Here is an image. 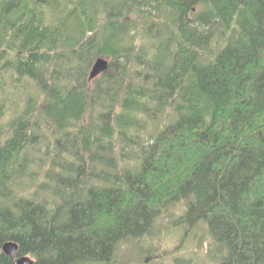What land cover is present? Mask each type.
Returning a JSON list of instances; mask_svg holds the SVG:
<instances>
[{
  "label": "trees",
  "instance_id": "trees-1",
  "mask_svg": "<svg viewBox=\"0 0 264 264\" xmlns=\"http://www.w3.org/2000/svg\"><path fill=\"white\" fill-rule=\"evenodd\" d=\"M178 203L264 264V0H0V264H116Z\"/></svg>",
  "mask_w": 264,
  "mask_h": 264
},
{
  "label": "rangeland",
  "instance_id": "rangeland-1",
  "mask_svg": "<svg viewBox=\"0 0 264 264\" xmlns=\"http://www.w3.org/2000/svg\"><path fill=\"white\" fill-rule=\"evenodd\" d=\"M28 90L34 91L35 88L32 84H29ZM15 92V94L19 92V95L25 93L22 90ZM15 107L14 109H16ZM12 114V110L8 111L4 120H8ZM43 139L44 142L41 141L37 145L34 153L35 162L32 171H36L37 175H34L36 180L33 179L32 182H38L43 178V167L40 159L43 158L49 143L48 139L46 140L45 137ZM28 184L26 182L22 187L28 189ZM183 208V203H178L169 208L159 218L156 233L151 239L143 237L140 240L128 239L122 242L118 249L116 264H176L177 261L190 264L204 263L208 248V235L205 224L200 223L185 233L183 226L172 223L183 211Z\"/></svg>",
  "mask_w": 264,
  "mask_h": 264
},
{
  "label": "water",
  "instance_id": "water-1",
  "mask_svg": "<svg viewBox=\"0 0 264 264\" xmlns=\"http://www.w3.org/2000/svg\"><path fill=\"white\" fill-rule=\"evenodd\" d=\"M108 66V60L103 57H97L96 60L93 62L91 69L88 74L89 80L100 75L102 72L106 70ZM2 251L9 257L13 258L12 264H33V260L27 256H17L18 246L13 241H7L2 246Z\"/></svg>",
  "mask_w": 264,
  "mask_h": 264
},
{
  "label": "bare ground",
  "instance_id": "bare-ground-1",
  "mask_svg": "<svg viewBox=\"0 0 264 264\" xmlns=\"http://www.w3.org/2000/svg\"><path fill=\"white\" fill-rule=\"evenodd\" d=\"M8 259V258H7Z\"/></svg>",
  "mask_w": 264,
  "mask_h": 264
}]
</instances>
